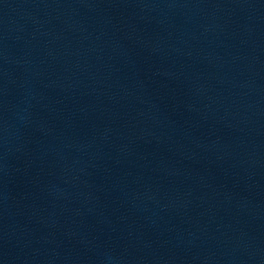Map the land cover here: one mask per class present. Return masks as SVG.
I'll use <instances>...</instances> for the list:
<instances>
[{
    "label": "water",
    "instance_id": "1",
    "mask_svg": "<svg viewBox=\"0 0 264 264\" xmlns=\"http://www.w3.org/2000/svg\"><path fill=\"white\" fill-rule=\"evenodd\" d=\"M0 264H264V0H0Z\"/></svg>",
    "mask_w": 264,
    "mask_h": 264
}]
</instances>
